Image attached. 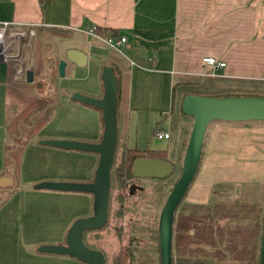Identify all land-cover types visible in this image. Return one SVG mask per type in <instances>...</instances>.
Masks as SVG:
<instances>
[{
  "label": "crops",
  "instance_id": "crops-1",
  "mask_svg": "<svg viewBox=\"0 0 264 264\" xmlns=\"http://www.w3.org/2000/svg\"><path fill=\"white\" fill-rule=\"evenodd\" d=\"M0 21L31 25L38 39L56 30L48 41L57 51L44 64L45 84L55 98L51 114L25 140L17 160V188L0 205V264H21V255L32 263L67 264L69 256L38 252L34 245L26 253L21 233L27 232L31 245L63 243L70 222L91 210L90 193L31 186L43 180L89 181L96 164L94 152L38 143L42 138L99 139L100 111L69 98L59 104L58 86L99 97L101 66H110L121 121L117 139L124 147L142 149L149 147L155 130L165 131L168 137L158 139L167 140L166 156L173 149L179 153L177 160L192 120L180 109L184 94L264 96V0H0ZM89 26L124 41L117 49L108 47L84 33ZM70 49L84 54L83 63L65 58ZM206 55L224 65L212 70L201 60ZM59 59L64 60L62 76L56 71ZM10 71L0 61V171L7 127L35 97L31 84L11 80ZM164 115L165 121L157 122ZM198 163L197 176L173 211L171 255L209 264H258L264 120L210 121ZM40 200L48 204L36 209ZM41 220L49 229L46 235L39 232Z\"/></svg>",
  "mask_w": 264,
  "mask_h": 264
},
{
  "label": "water",
  "instance_id": "water-1",
  "mask_svg": "<svg viewBox=\"0 0 264 264\" xmlns=\"http://www.w3.org/2000/svg\"><path fill=\"white\" fill-rule=\"evenodd\" d=\"M66 58L81 64L84 54L70 49ZM64 60L59 59L56 71L63 74ZM102 92L99 97L88 96L73 91L69 99L87 104L100 111L102 123L99 139L95 142L75 139L42 138L39 144L62 149L94 152L97 160L89 181H49L43 180L33 184L35 189H52L57 191L86 192L91 194V213L75 217L68 225L63 243L40 244L38 252L67 255L85 264H104V256L99 249L86 246L82 241V232L100 228L106 219L107 197L109 189V170L113 159L116 141V78L110 66L100 69ZM31 70H25L24 80L30 82ZM181 111L191 116V127L183 151L181 170L178 178L168 191L157 217L156 231L159 264H170L171 258V224L173 211L187 189L199 161L203 135L207 124L212 120L245 121L264 120V96L224 95L203 96L184 94L180 101ZM171 171L169 161L161 158L138 156L130 165L132 177L162 178ZM12 180L7 175H0V187L9 186ZM258 264H264V210L260 237Z\"/></svg>",
  "mask_w": 264,
  "mask_h": 264
},
{
  "label": "rangeland",
  "instance_id": "rangeland-1",
  "mask_svg": "<svg viewBox=\"0 0 264 264\" xmlns=\"http://www.w3.org/2000/svg\"><path fill=\"white\" fill-rule=\"evenodd\" d=\"M51 31L55 32L56 30H51ZM36 32L37 31L34 29L33 35L29 38L28 43L30 44V46L28 45L23 48L21 47V56H22L21 64H23L25 70L26 69L31 70L32 79L29 82V84H31V91H30L31 94H33V96L35 95V97L41 96L44 99H46V102H49V100L52 97V91L50 90V86L45 84L48 79V74L46 75V71L44 70V64L46 59H49L51 61L53 57H56L57 51L55 48H53L54 44H52L53 46H51L49 43V41L52 40V38H55V36L53 32L44 31L42 33H44L45 36L42 35L40 39H38L39 36L38 37L36 36L38 32L37 33ZM25 50L26 52L28 51V53H26ZM112 52L117 53L115 51ZM41 54L44 57L42 58V62H40L39 60V56H41ZM11 80H18V82L20 83L24 82L23 77L21 79H11ZM14 84L16 83L11 82V85L14 86ZM71 90H72L71 87H59V86L57 87L56 96L58 97V100H60V102H58L59 104H62L64 103V101H67L66 99H68L70 94L73 92V91L71 92ZM85 95L93 96L92 94L91 95L85 94ZM27 112L28 111L24 113L26 114ZM24 115H22V117ZM165 118H166L165 115L161 116V118L158 119L157 122L160 123L164 122ZM121 119L124 122L125 117L121 115ZM26 121L27 120L24 119V122ZM20 123L21 122H19V120L11 121L9 129L15 132L16 127ZM120 125H121V121L119 118V113L117 112L116 126L118 127V129ZM24 137L25 134L22 136V138L20 137V139H23ZM149 137H150L149 138L150 142L148 148L165 150V159L169 161V163L171 164V171L162 178L129 177L123 179L120 178L119 180L114 176L113 173L112 174L110 173L109 189H108V197H107V214H106L105 222L100 228L86 230L82 232L83 243L88 247L99 249L104 256V264H112V259L114 258V256L121 253V251L127 246L138 248L139 250H144V252L140 256L137 251L134 252L135 249L132 250L134 261H131V264H158L157 263L158 244H157V231H156L157 217L168 191L170 190L172 184L179 176L184 149L180 151L178 160L177 157L179 153L176 152L175 149H173V151H170L169 153L170 156L168 157L166 156L168 155L166 154L167 140H159L158 138L156 139V137L152 136V134ZM64 139H69V138H64ZM81 141H88V140L85 139ZM184 144H186V142ZM124 146H126V144L124 142L121 143V141L118 138L114 146L111 170H113V168L121 161L122 148H125ZM176 160L177 163L175 164ZM198 166L199 163H197V167ZM197 167H196V173L191 183L193 182L194 178L197 176L196 175L198 169ZM37 168H41V167L38 166L35 168V170H37ZM35 183H32L31 186H33V184ZM187 189L185 190V192L187 191ZM44 190H52V189H44ZM53 191H57V190H53ZM185 192L180 198V201L184 199ZM47 204L48 203L40 200V202L35 205V208L42 209V207L47 206ZM46 210H45V217L49 215V212ZM90 213L91 210L90 212L84 211L79 216H86L89 215ZM28 225L29 224L26 222L25 226L28 227ZM41 228L42 229L39 231L41 235H46L49 229L45 228V222L43 220H41ZM30 231L35 233V229H30ZM21 235H23V237H21V247L24 249L26 253H30V249L33 245L35 246L36 249L38 245L48 243V242H43V243L37 242L39 244L31 245V243L29 242L30 238L28 237L27 232L21 233ZM55 243L56 242H52L49 244H55ZM65 258L67 264H70V262L72 264H75L74 263L75 259L71 257H65ZM28 259L29 258H27L26 256L21 255V264H49L47 261H39V260L32 263L29 262Z\"/></svg>",
  "mask_w": 264,
  "mask_h": 264
},
{
  "label": "trees",
  "instance_id": "trees-1",
  "mask_svg": "<svg viewBox=\"0 0 264 264\" xmlns=\"http://www.w3.org/2000/svg\"><path fill=\"white\" fill-rule=\"evenodd\" d=\"M54 102H55V98L53 94L49 102H46V99H44L41 96L34 97L11 120V121L19 120V122H21L16 127L15 132L9 129V126L11 124L10 121L7 127V136H6L7 139L3 145V160H2V169L0 171V175L9 176L12 180V183L9 186L0 187V205L6 199V197L17 188V183H16L17 160H18V155L23 147V144L25 143V140L27 139V137L34 134L35 131L39 129V127L49 118ZM26 111L28 112L25 114L24 112ZM22 115L24 116L22 117ZM24 119H26L27 121L24 122ZM24 134H25L24 138L26 139L24 138L20 139V137L22 138ZM138 156L165 159V150L151 149L146 147L142 149H137L134 147L122 148V159L113 168V170H111V166H110L109 178H110V173L111 174L113 173L118 180L120 178L123 179V178L132 177L130 173L131 161L134 157H138ZM133 249H135L134 252L136 251L138 252L139 256L144 252V250H139L138 248L127 246L121 251V253L114 256V258L112 259V264H124L125 261H126L125 264H131V261H134V256L132 254ZM157 263L159 264L158 256H157ZM170 264H209V263L207 260L202 258L173 257L171 255Z\"/></svg>",
  "mask_w": 264,
  "mask_h": 264
},
{
  "label": "built area",
  "instance_id": "built-area-1",
  "mask_svg": "<svg viewBox=\"0 0 264 264\" xmlns=\"http://www.w3.org/2000/svg\"><path fill=\"white\" fill-rule=\"evenodd\" d=\"M84 33L94 38L100 39L106 46L117 49V47L124 41L121 35H101L96 32L94 26H89ZM34 33V27L31 25L0 21V61L6 63L10 67L11 79H21L25 76V69L21 64V47L29 45V38ZM203 63L208 64L212 70L216 67L223 66L224 62L215 59L213 56H202ZM153 135L156 138H167L168 133L162 130H155Z\"/></svg>",
  "mask_w": 264,
  "mask_h": 264
}]
</instances>
